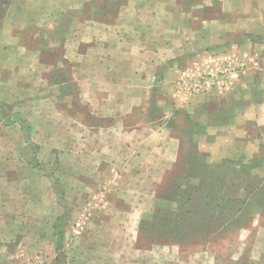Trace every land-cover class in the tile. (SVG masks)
<instances>
[{
  "label": "rangeland",
  "instance_id": "1",
  "mask_svg": "<svg viewBox=\"0 0 264 264\" xmlns=\"http://www.w3.org/2000/svg\"><path fill=\"white\" fill-rule=\"evenodd\" d=\"M225 59L180 58L172 91L151 88L139 112L159 124L158 103L171 106L165 122L175 145L152 154L145 184L128 187L124 200L113 186L87 185L89 178L74 185L79 174L47 164L37 139L0 137L1 169L29 162L54 188H16L17 205L0 212V264H264V71L237 70L253 59ZM71 93L66 84L54 95ZM21 118L0 106V134L23 132ZM63 216L59 241L54 225Z\"/></svg>",
  "mask_w": 264,
  "mask_h": 264
},
{
  "label": "crops",
  "instance_id": "2",
  "mask_svg": "<svg viewBox=\"0 0 264 264\" xmlns=\"http://www.w3.org/2000/svg\"><path fill=\"white\" fill-rule=\"evenodd\" d=\"M187 57L263 58L264 0H4L0 106L20 112L29 141L17 128L0 137L22 136L29 144L37 139L46 163L79 174L74 185L89 178L87 185L113 186L123 199L128 187L145 184L152 154L174 148L165 122L171 106L158 103L165 115L159 124H146L139 109L155 85L172 91L177 61ZM66 84L72 93L56 98ZM1 168L0 212L9 202L17 205V187L40 184L46 194L54 189L29 162ZM28 172L30 178H23Z\"/></svg>",
  "mask_w": 264,
  "mask_h": 264
},
{
  "label": "trees",
  "instance_id": "3",
  "mask_svg": "<svg viewBox=\"0 0 264 264\" xmlns=\"http://www.w3.org/2000/svg\"><path fill=\"white\" fill-rule=\"evenodd\" d=\"M184 117H185L186 119H188V120L190 119V117H189L188 115H186V114H184ZM18 122H19L20 125L22 126V129H23V132H24V135H25L26 140L29 141V140H28V132H29V124H28V122H27L26 120L22 119V118H21ZM66 217H67V216H63V217H61L60 219L57 220L56 225H54L55 236H56V238H57L59 241H60V239H61V235H62V232H61V222H62ZM56 251H57L58 254H60V253H61V248L58 246V247L56 248Z\"/></svg>",
  "mask_w": 264,
  "mask_h": 264
},
{
  "label": "built area",
  "instance_id": "4",
  "mask_svg": "<svg viewBox=\"0 0 264 264\" xmlns=\"http://www.w3.org/2000/svg\"><path fill=\"white\" fill-rule=\"evenodd\" d=\"M231 62L229 61L228 62V65L231 66ZM246 63L244 62H240L238 63L237 65V70H243L244 67H247V69H253L254 71H264V58H256V59H253L251 61V63H249L250 65H245ZM235 70V69H234Z\"/></svg>",
  "mask_w": 264,
  "mask_h": 264
}]
</instances>
